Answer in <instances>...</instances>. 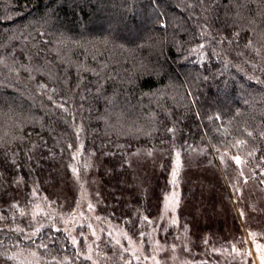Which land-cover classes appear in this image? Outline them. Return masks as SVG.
I'll return each mask as SVG.
<instances>
[{"label":"trees","instance_id":"trees-1","mask_svg":"<svg viewBox=\"0 0 264 264\" xmlns=\"http://www.w3.org/2000/svg\"><path fill=\"white\" fill-rule=\"evenodd\" d=\"M138 149L238 157L264 186V0H0V264H90L30 212L94 157L110 218L150 221Z\"/></svg>","mask_w":264,"mask_h":264},{"label":"rangeland","instance_id":"rangeland-1","mask_svg":"<svg viewBox=\"0 0 264 264\" xmlns=\"http://www.w3.org/2000/svg\"><path fill=\"white\" fill-rule=\"evenodd\" d=\"M215 165L204 151L185 157L138 149L128 157V190L151 195L153 217L142 226L106 212L102 160L33 195L35 229L62 230L90 264H264V186L239 158ZM140 228V230H139ZM20 264L39 261L18 248ZM39 264V263H38Z\"/></svg>","mask_w":264,"mask_h":264},{"label":"snow or ice","instance_id":"snow-or-ice-1","mask_svg":"<svg viewBox=\"0 0 264 264\" xmlns=\"http://www.w3.org/2000/svg\"><path fill=\"white\" fill-rule=\"evenodd\" d=\"M236 162H237V163H240V160H239V158H238V157L236 158Z\"/></svg>","mask_w":264,"mask_h":264}]
</instances>
